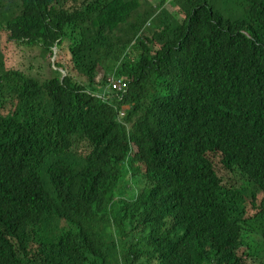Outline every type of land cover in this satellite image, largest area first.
Returning a JSON list of instances; mask_svg holds the SVG:
<instances>
[{"label":"trees","instance_id":"1","mask_svg":"<svg viewBox=\"0 0 264 264\" xmlns=\"http://www.w3.org/2000/svg\"><path fill=\"white\" fill-rule=\"evenodd\" d=\"M18 1L0 9V264H264V0L142 19L139 0Z\"/></svg>","mask_w":264,"mask_h":264},{"label":"rangeland","instance_id":"2","mask_svg":"<svg viewBox=\"0 0 264 264\" xmlns=\"http://www.w3.org/2000/svg\"><path fill=\"white\" fill-rule=\"evenodd\" d=\"M139 1L142 3L141 8L138 10L137 13L132 15L131 18L139 16L142 19L148 17L149 15L153 17L150 14L152 12H155L157 14L159 13L158 3L160 0H139ZM0 2H1L0 9L5 8V10L7 11L16 8V5L19 3L18 0H0ZM164 8L168 10L170 13H172L174 17L177 18V20L182 21L180 15L177 14L178 8L174 6L172 2L168 1L165 4ZM14 47L17 54V65L22 66V63L23 62L26 63L27 59H30V65L33 67H38L42 65L41 70H33V72H31V77L37 79L40 82H45L51 78L58 77L60 75L61 72L59 71V69L53 66V63L55 62V60H57L58 56H56L55 60L49 59V58H45L42 54H39L35 50L29 51L27 52V54H25L22 47L19 46H14ZM7 52H8L9 63L13 64L14 60L11 54V44L7 45ZM37 57L40 58V61L36 60ZM98 74L99 75L96 78V83H100L103 80L104 71L99 69ZM256 238L258 242H260V238L258 236Z\"/></svg>","mask_w":264,"mask_h":264},{"label":"clouds","instance_id":"3","mask_svg":"<svg viewBox=\"0 0 264 264\" xmlns=\"http://www.w3.org/2000/svg\"><path fill=\"white\" fill-rule=\"evenodd\" d=\"M109 81H110V84L108 85L107 89H108L109 87H111L112 90H114V91H118V90H115V89L112 88V83H116L120 88H122V91H118V93H120V92H124L123 86H120L116 81H113V80H111V79H109ZM122 108H123V109H122V112L120 113V116H119L121 121H123V120L127 117V110L129 109V107L124 106V107H122Z\"/></svg>","mask_w":264,"mask_h":264},{"label":"built area","instance_id":"4","mask_svg":"<svg viewBox=\"0 0 264 264\" xmlns=\"http://www.w3.org/2000/svg\"><path fill=\"white\" fill-rule=\"evenodd\" d=\"M112 88L118 91H122V88H120L116 83H112Z\"/></svg>","mask_w":264,"mask_h":264},{"label":"bare ground","instance_id":"5","mask_svg":"<svg viewBox=\"0 0 264 264\" xmlns=\"http://www.w3.org/2000/svg\"><path fill=\"white\" fill-rule=\"evenodd\" d=\"M56 56H57V53H55V55H54V58H53L54 60L56 59Z\"/></svg>","mask_w":264,"mask_h":264}]
</instances>
